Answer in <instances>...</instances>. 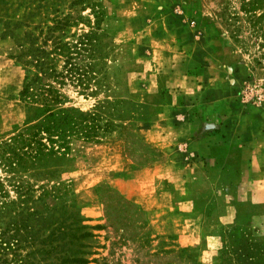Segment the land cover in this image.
Masks as SVG:
<instances>
[{
  "label": "rangeland",
  "instance_id": "1",
  "mask_svg": "<svg viewBox=\"0 0 264 264\" xmlns=\"http://www.w3.org/2000/svg\"><path fill=\"white\" fill-rule=\"evenodd\" d=\"M17 1L0 3V140L12 134L23 112L16 96L24 72L17 42L26 28L1 33L4 14ZM36 1L54 5L58 17L68 14L74 22L68 34L74 35L86 32L92 11H100L99 54L92 62L103 85L95 95L69 83L54 86L63 106L88 111L106 99L116 111L100 121L110 125L96 142L71 143L61 184L42 181L55 191L35 201L44 220H28L17 230L11 221L18 216L5 214L0 264H77L69 260L74 249L85 264H238L221 235L238 217H244L239 235L264 253V176L261 166L240 160L242 144L248 147L252 138L250 148L264 144L257 136L264 131V50L249 27L244 0ZM170 91L187 106L192 132L174 129L184 116L176 103L171 115L164 111ZM214 115L228 117L235 139L213 141L210 154L193 155L187 149L200 126L219 131ZM160 155L166 162L158 167L154 191L125 197L116 180ZM243 155L250 160L251 154ZM178 171L182 177H175ZM8 196L15 198L11 190ZM95 224L101 228L85 227ZM82 231L93 236L78 238Z\"/></svg>",
  "mask_w": 264,
  "mask_h": 264
},
{
  "label": "trees",
  "instance_id": "2",
  "mask_svg": "<svg viewBox=\"0 0 264 264\" xmlns=\"http://www.w3.org/2000/svg\"><path fill=\"white\" fill-rule=\"evenodd\" d=\"M13 1L0 0V3L11 6ZM35 1L18 0L13 12L10 10L4 14L8 16L4 31H1L2 34H12L14 28H26L17 42V46L23 48L20 55L24 72L16 92L17 99L23 105L22 117L19 123L12 125V134L0 140V170L7 174L0 177V221L8 211H14L18 219L11 223L17 230L25 228L29 221H37L38 218L44 220L34 207L35 201L45 195L53 196L55 191L54 188L48 190L42 181L61 184L58 179L65 171L63 165L71 160V143L74 140L96 142L100 133L107 131L110 125L108 121H100L116 111V103L106 99L97 101L88 111L63 106L62 97L54 86L69 83L79 88L83 95H95L103 85V76L92 62L99 54L97 33L100 11H92L94 20L86 32L74 35L68 34L69 27L74 24L68 14L58 17L54 5L49 3L50 7ZM75 2L71 0L69 6ZM243 7L245 12L251 14L249 27L253 36L260 39L257 46L264 50V0H244ZM47 12L53 15L48 17ZM15 13L17 19L9 21ZM74 36L76 38L72 39ZM81 57L89 61L77 63L76 60ZM109 108L111 113L108 112ZM9 190L15 194L14 199H9ZM36 191H39V195L34 199ZM29 204L31 206H27ZM44 206L49 209L47 205ZM243 219L238 217L236 224L234 222L222 229L224 248L238 264H263L264 253L258 244L247 242L239 235L237 223ZM85 227L101 228L96 224ZM0 233L1 236L5 234L3 231ZM92 236L89 231H82L77 237ZM3 243L0 237V248ZM77 252L74 249L69 260L77 264L87 263L88 260Z\"/></svg>",
  "mask_w": 264,
  "mask_h": 264
},
{
  "label": "crops",
  "instance_id": "3",
  "mask_svg": "<svg viewBox=\"0 0 264 264\" xmlns=\"http://www.w3.org/2000/svg\"><path fill=\"white\" fill-rule=\"evenodd\" d=\"M181 89V88H180ZM179 95L178 92H171L168 95V99L170 102V107H166L167 109L164 108V111L169 115H171L174 111H176L175 108H173V104L176 103V106L179 107V111L182 112L184 114V116L182 117L183 122H179L177 123V125L174 127V129H179V127H183L184 131H187V128L189 129V132H192V125L189 124L187 122V113H185L184 109L187 108L183 107L182 104H180V99H174L176 98V96ZM184 108V109H183ZM189 114L191 112H188ZM228 118V117H227ZM227 118L225 117V119H220V117H218L217 115H214V123L217 122L218 127H219V131H208L206 132L205 130L202 129V127L200 126V130H198L197 133V138L190 142V147H188V151L191 152L193 155L197 154V155H207L211 153L212 148H214V142L216 140H226V141H230L232 140V138L235 139V135L234 133L229 131V121L227 120ZM234 125L237 126V124L235 123L234 120ZM238 127V126H237ZM177 129V130H178ZM237 129V128H236ZM238 135V132H237ZM259 140L264 139V131H260V133L257 135ZM240 141L241 138L239 137ZM255 141V139L253 140L252 138V142ZM251 142V143H252ZM217 143V141H216ZM215 143V144H216ZM250 143V144H251ZM248 145V147H246V144H242V148H241V159L242 162L244 164H248L252 167H260V170H258L259 175L260 176H264V168L262 169V167H264V144L258 145L257 148H250L251 145ZM254 144V143H253ZM213 146V147H212ZM251 154L250 160H248L245 155L243 154ZM226 160V161H225ZM166 162V161H165ZM164 160H163V155H160L158 159L150 162L148 165L146 166H142V167H137L134 168L131 171V175L129 178L126 179H117L116 181L119 183V188L121 190V192L124 194L125 197H130L132 195H144V194H148L152 191H154V178L157 177L158 174V167L164 165ZM224 163H229L230 161L227 159H223ZM223 164V163H222ZM179 171H181L179 169ZM176 173L178 175H176L175 177H182V175H180V173Z\"/></svg>",
  "mask_w": 264,
  "mask_h": 264
}]
</instances>
